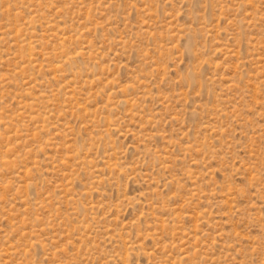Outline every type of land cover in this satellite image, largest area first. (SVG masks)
Segmentation results:
<instances>
[{
	"label": "rangeland",
	"instance_id": "374dc122",
	"mask_svg": "<svg viewBox=\"0 0 264 264\" xmlns=\"http://www.w3.org/2000/svg\"><path fill=\"white\" fill-rule=\"evenodd\" d=\"M0 264H264V0H0Z\"/></svg>",
	"mask_w": 264,
	"mask_h": 264
}]
</instances>
